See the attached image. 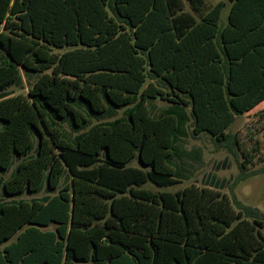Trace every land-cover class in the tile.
Segmentation results:
<instances>
[{"label": "trees", "instance_id": "obj_1", "mask_svg": "<svg viewBox=\"0 0 264 264\" xmlns=\"http://www.w3.org/2000/svg\"><path fill=\"white\" fill-rule=\"evenodd\" d=\"M227 1L220 24L223 1L0 0V92L38 75L0 99V192H52L0 205V264H264L258 209L212 187H143L181 182L180 118L149 101L245 157L226 130L264 102V0ZM131 103L74 139L62 128ZM244 165L236 182L264 173Z\"/></svg>", "mask_w": 264, "mask_h": 264}, {"label": "rangeland", "instance_id": "obj_2", "mask_svg": "<svg viewBox=\"0 0 264 264\" xmlns=\"http://www.w3.org/2000/svg\"><path fill=\"white\" fill-rule=\"evenodd\" d=\"M220 1L225 2L219 21L220 24H223L226 22L229 12V2L227 0H206V3L209 7ZM37 76L34 73H22V85L12 86L0 92V99L19 94L26 95ZM134 104L131 103L124 108L115 109L108 115L92 118L89 125L79 132H71L68 123H64L62 128L69 138L74 139L97 125L113 124L118 120H126ZM148 106L155 116L173 112L180 118L181 126L174 144L173 161L176 166L177 177L181 182L169 188H157L151 184L144 185V188L152 192L163 190L175 192L191 184L199 187H212L220 189L221 193H225L229 198L234 194L244 205L264 213V173L236 182L242 176L241 163L245 164L243 168L246 172L255 169L264 170V114H261L264 102L252 111L237 117L226 130L230 135H236L245 151V157L241 154L242 150H239L240 154H234L230 145H218L206 134L194 136L191 132V116L188 109L173 107L159 100L149 101ZM246 159H250V164H246ZM133 165H137V163L134 162ZM8 176L9 173L5 174L4 178ZM50 196H52V192H48L46 189L37 194H23L16 197H3L0 192V205L10 201L44 200ZM9 242L0 244V247Z\"/></svg>", "mask_w": 264, "mask_h": 264}]
</instances>
